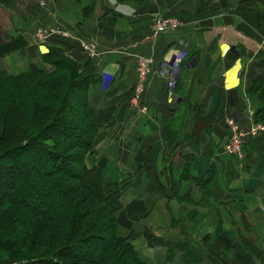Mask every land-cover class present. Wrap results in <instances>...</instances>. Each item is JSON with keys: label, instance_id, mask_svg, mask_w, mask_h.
Instances as JSON below:
<instances>
[{"label": "crops", "instance_id": "0c3cea01", "mask_svg": "<svg viewBox=\"0 0 264 264\" xmlns=\"http://www.w3.org/2000/svg\"><path fill=\"white\" fill-rule=\"evenodd\" d=\"M16 1H2L0 22L11 37L22 36L27 45L5 56L0 68L13 75L29 71L32 65L48 70L41 56L56 48L99 79L87 96L98 131L86 163L91 167L116 162L132 174L121 192L122 207L116 217L147 264H167L169 252L173 264H180L185 252L199 256L197 264H264V129L244 139L241 157L229 156L225 150L229 120L245 130L264 127V118L254 119L264 107V96L259 98L262 88L248 89L246 77L253 63L255 77L264 70V64L257 66L264 60V35L237 13L255 4H241V0ZM171 15L189 24L180 32L155 33L154 19ZM45 29L70 36L41 37L39 31ZM81 42L93 44V52L84 50ZM143 58L151 60V74L137 96V67ZM261 80L254 86H262ZM207 93L218 97L219 103L212 117L202 120L196 107ZM162 97L166 112L160 109ZM189 116L193 132L181 135ZM196 150L214 165L208 197L199 195L198 184L205 175L168 188L173 168L181 171L185 165L197 164ZM143 157L148 166L139 169ZM252 175L255 192L244 193ZM187 197L193 202L177 200ZM177 203L183 213L181 222L179 212L167 207Z\"/></svg>", "mask_w": 264, "mask_h": 264}, {"label": "trees", "instance_id": "16d2710c", "mask_svg": "<svg viewBox=\"0 0 264 264\" xmlns=\"http://www.w3.org/2000/svg\"><path fill=\"white\" fill-rule=\"evenodd\" d=\"M245 3L255 5L238 9V15L264 35V0H241ZM26 45L22 36L11 37L0 25V61ZM41 58L50 69L32 65L29 71L13 75L0 68V264H147L141 251L131 244L128 232L121 231L116 217L122 207L121 192L132 174L116 162L91 167L86 163L98 131L87 96L99 79L56 48ZM261 63L264 60L257 66L262 67ZM254 64L246 75L247 87L262 88L260 98L264 84H254L264 81V70L255 77L251 71ZM210 95L198 103L197 118L207 120L217 109L219 98ZM76 99L78 111L68 116V109L77 107ZM161 99L160 109L166 112ZM263 111L264 107L254 114L255 122L264 118ZM71 136L74 141L69 143ZM195 153L197 164L185 165L181 171L173 168L168 188L205 175L198 184L199 195L208 197L214 165L197 150ZM24 157L34 158L18 165ZM41 159L50 160L53 166L41 170ZM146 159L138 161L139 169L148 166ZM58 160L61 164H56ZM250 179L244 193L255 192L256 177ZM42 196L55 198L41 203ZM181 199L193 202L189 197L177 200ZM250 251L256 254V249ZM186 253L180 264H197L199 256Z\"/></svg>", "mask_w": 264, "mask_h": 264}, {"label": "built area", "instance_id": "2783aa9c", "mask_svg": "<svg viewBox=\"0 0 264 264\" xmlns=\"http://www.w3.org/2000/svg\"><path fill=\"white\" fill-rule=\"evenodd\" d=\"M188 24L182 17L177 15L171 16H162L157 17L153 21V27L156 33H174L180 32L184 30L186 25ZM62 35V36H70L67 32L60 31L58 29H45L39 31V35L41 37H49L51 35ZM81 46L84 50L93 52L94 45L81 42ZM151 60L150 59H140L137 67V74H138V82L136 85V95L142 91L143 84L146 78L151 73ZM228 128H229V135L227 141L225 143V150L227 154L232 157H241L242 156V148L244 139L251 135H256L258 131L263 130L264 127L260 125L252 126L249 130H245L241 128L239 124L236 122L229 120L228 121Z\"/></svg>", "mask_w": 264, "mask_h": 264}, {"label": "rangeland", "instance_id": "374dc122", "mask_svg": "<svg viewBox=\"0 0 264 264\" xmlns=\"http://www.w3.org/2000/svg\"><path fill=\"white\" fill-rule=\"evenodd\" d=\"M3 0H1L0 1V7H1V4L3 3L2 2ZM16 1V0H15ZM17 2V1H16ZM188 24H189V22H188ZM187 24V25H188ZM1 26H2V24H0ZM4 25V24H3ZM186 25V26H187ZM186 28V27H185ZM184 28V29H185ZM153 30H154V27H153ZM154 32H155V30H154ZM156 33V32H155ZM159 34V33H158ZM151 74V73H150ZM75 103H77L76 105H77V107H72V108H69L68 109V111H67V115L68 116H70V115H72V114H74V112H76V111H78V106H79V100L78 99H76L75 100ZM191 116H189L188 118H187V121H185L186 122V124H185V126H184V130H180L179 132L181 133V135H183L185 132H187V133H189V132H191L192 130H190V128L188 127L189 126V123H191ZM203 124H205L204 122H202V127L204 128V125ZM75 130V129H74ZM193 132V131H192ZM80 133L85 137L86 136V132L85 131H80ZM196 136H197V134H196ZM74 141V136H71L70 138H69V143L71 142H73ZM34 157H32L31 159L30 158H28V157H24V160L22 161V162H20V163H18V165H20V164H22V163H25V164H28V163H30V161L33 159ZM46 159V158H45ZM61 161L60 160H58L57 161V163L56 164H61L60 163ZM50 166H53L52 165V162H50V160H43V159H41V161L40 162H38V167L41 169V170H44V169H46V168H49ZM51 193L52 192H49V195H51ZM53 198H55V197H50V198H46V196H42V198L39 200V202H47V200H51V199H53ZM191 203H192V201H190ZM162 207L163 208H166V206H165V204L163 203L162 204ZM167 207H169V208H171V209H173L172 210V213H176V212H179V215H178V222H181V215H183V213H181V211H182V209H181V204H179V203H177V204H169ZM181 209V210H180ZM159 210H161V206H160V209ZM159 210H157V211H159ZM172 213H170L169 212V214H170V216L174 219V217L172 216ZM185 215V214H184ZM158 222L159 223H161V222H163L164 224H165V221H160V220H158ZM174 222H175V220H174ZM171 224V223H170ZM174 224V223H173ZM172 224V225H173ZM169 229H172L171 227H168ZM167 228V229H168ZM169 229H168V231H169ZM176 231H179L178 229L176 230ZM173 262V260H172V258H171V260L170 261H167V264H173L172 263Z\"/></svg>", "mask_w": 264, "mask_h": 264}]
</instances>
